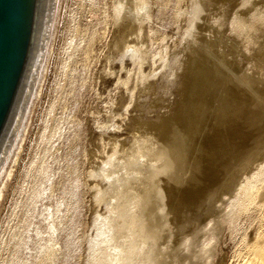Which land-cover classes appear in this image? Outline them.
<instances>
[{
    "label": "rangeland",
    "instance_id": "374dc122",
    "mask_svg": "<svg viewBox=\"0 0 264 264\" xmlns=\"http://www.w3.org/2000/svg\"><path fill=\"white\" fill-rule=\"evenodd\" d=\"M138 1H73L17 183L0 211V264L262 260L254 245L264 238V0H146V21ZM113 7L128 21L114 25ZM125 38L146 54L141 75L123 57L134 69L127 86ZM242 96L250 104H240ZM227 115L242 116L236 124L248 130L242 157L230 145L222 156ZM219 159L230 168L212 172L214 183L206 171Z\"/></svg>",
    "mask_w": 264,
    "mask_h": 264
},
{
    "label": "water",
    "instance_id": "95a60500",
    "mask_svg": "<svg viewBox=\"0 0 264 264\" xmlns=\"http://www.w3.org/2000/svg\"><path fill=\"white\" fill-rule=\"evenodd\" d=\"M74 0H0V211L12 195Z\"/></svg>",
    "mask_w": 264,
    "mask_h": 264
},
{
    "label": "bare ground",
    "instance_id": "6f19581e",
    "mask_svg": "<svg viewBox=\"0 0 264 264\" xmlns=\"http://www.w3.org/2000/svg\"><path fill=\"white\" fill-rule=\"evenodd\" d=\"M146 0H139L138 2H136V6H134L136 9L138 8L139 9V11H138V13H136V14H138V19L141 21V20H143V21H146L145 19H146V17H147V14H149L150 12H147V11H149L148 10V2L146 3L145 2ZM210 1V4H211V2H213V0H209ZM122 2V1H121ZM119 4H120V2H119ZM146 4H147V6H146ZM119 6V5H118ZM118 6H116L115 8H118ZM114 8V7H113ZM115 8H114V10H115ZM132 10V9H131ZM135 9H133L132 11H134ZM121 11H122V7H120L118 10L116 9L115 10V12H114V17H113V23H114V25H120V22L121 23H123V21H128V20H126V18H123L121 15ZM123 12V11H122ZM134 12H136V10L134 11ZM125 15V14H124ZM145 15H146V17H145ZM133 16V15H132ZM132 16H130V18L132 17ZM134 16H135V13H134ZM149 16V15H148ZM128 17V16H127ZM136 17V16H135ZM123 18V19H122ZM148 18L149 17H147V20H148ZM135 20H136V18H135ZM130 22H131V19H130ZM133 23H131V24H134L136 21H132ZM138 22V21H137ZM140 23H142V22H138V25L140 24ZM143 23H145V22H143ZM124 25V24H123ZM130 25V24H129ZM135 25V24H134ZM144 25V24H143ZM142 25V26H143ZM122 26V25H121ZM125 26V25H124ZM141 26V25H140ZM130 27V26H129ZM139 27V26H138ZM137 29V28H136ZM139 29V30H138ZM137 30H135V32L136 31H139V33L140 32H143V31H141V29L142 28H138ZM127 30H128V28H127ZM206 31V30H205ZM125 33V32H124ZM132 34V33H131ZM135 35V34H134ZM137 35H138V33L136 34V38L138 39V37H137ZM127 36V35H126ZM125 37V36H124ZM130 37V36H129ZM121 41V40H120ZM134 42V41H133ZM137 42V41H136ZM121 43V42H120ZM140 44V45H139ZM142 43H140V42H138V43H136V45L135 44H132V41H130V40H128L127 38H125L124 40H123V42H122V44H121V51H120V53L123 55L121 58H120V63H121V71L122 70H126V73H127V76H126V78L122 81L126 86L127 85H129L128 83H129V81H130V78H131V76L133 75V72H134V69H131V68H127L126 66L127 65H125L124 64V59H123V57H126V59H128V61L129 62H131L132 63V65H133V67H135V71L137 72V74H140L141 75V71H143L142 69V67H143V65H144V63H145V61H146V54H145V49H144V46L143 45H141ZM148 58V57H147ZM163 58V57H162ZM109 60H110V58H109ZM111 60H112V58H111ZM110 60V62H112ZM128 64V63H127ZM116 72V71H115ZM191 72V71H190ZM119 73H121V72H119ZM115 75H116V73H114ZM136 74V73H135ZM143 75H145V73L143 74ZM146 77L148 78V76L146 75L145 77H143L142 76V78H140V76H139V80H142L143 78H145L146 79ZM194 78V77H193ZM191 81V80H190ZM245 83V82H244ZM136 88V87H135ZM253 89V88H252ZM131 91V98L133 97V92H134V90L133 89H131L130 90ZM200 91V90H199ZM246 91V90H245ZM258 91V90H257ZM232 92V91H231ZM233 93V92H232ZM238 93V92H237ZM236 93V94H237ZM240 93V92H239ZM238 93V94H239ZM253 93H255V92H253ZM242 94V93H241ZM263 94V93H262ZM233 95V94H232ZM245 95V94H244ZM240 96V95H239ZM248 96V95H247ZM233 97V96H232ZM231 97V98H232ZM236 97H238L237 95H236ZM236 97H234V98H236ZM246 97V96H245ZM243 99V96L242 97H240L237 101L240 103V101L241 102H243L242 101V99ZM249 98V97H248ZM248 98H247V101H248ZM255 98V97H254ZM252 100V99H251ZM227 101V100H226ZM232 101H233V98H232ZM235 101V100H234ZM233 101V102H234ZM247 101H246V99H244V102L242 103L243 105H244V103L246 104L247 103ZM237 102V103H238ZM249 102H251V101H248V104H250ZM235 103V102H234ZM129 105H130V102L128 103ZM201 104V103H200ZM233 104V103H232ZM241 104V103H240ZM234 105V104H233ZM253 104L251 103V105H249V110L248 109H244L245 110V112L246 111H249L248 112V114H247V116L250 114H252L253 115V112H254V110L252 111L251 110V106H252ZM238 106V105H237ZM247 106V105H246ZM254 106V105H253ZM226 107V106H225ZM257 107H258V103H257ZM260 107L261 106H259V108L258 109H260ZM239 108H240V106H239ZM245 108H247V107H245ZM253 108V107H252ZM127 109V108H126ZM126 109H124L125 111H126ZM243 109H241V113H240V115H242V116H244V117H246V115H245V113H244V111H243ZM255 109V108H254ZM257 109V110H258ZM262 109V108H261ZM236 110V109H235ZM256 110V109H255ZM232 111H234V110H232ZM237 111V110H236ZM259 111V110H258ZM260 112V111H259ZM258 112V113H259ZM263 112V111H262ZM125 113V112H124ZM264 113V112H263ZM262 114V113H261ZM121 115V114H120ZM120 115H118V116H120ZM123 115V114H122ZM125 115V114H124ZM240 115H238L237 117H236V120H235V117H234V115L233 116H231L230 117V119L228 118V116L229 115H227V116H225V117H227V119H225V122L227 123V121H228V119L230 120L226 125H230V123H231V130L227 133V136H225V134L224 133H219V131H217V133H218V137L220 136V134H221V138H222V136H225V140H223L224 141V143L227 145V147H228V145H230V148H231V146L234 148V153H235V150H236V152H238V154L240 155V157H242L241 155L244 153V154H246L245 152H247L248 150H247V144H246V139H247V135H246V131H245V127H243L242 125H240V124H236V123H239L240 122V120H241V117L242 116H240ZM257 115V114H256ZM259 115V114H258ZM262 117V115H260V117H257V118H261ZM264 117V116H263ZM224 118V117H223ZM243 118V117H242ZM256 118V117H255ZM239 119V120H238ZM250 118H248L247 120H249ZM227 120V121H226ZM246 120V121H247ZM253 120H255L254 118L252 119V121ZM246 121H245V125L244 126H246ZM260 121V120H259ZM220 123H221V121H219ZM224 122V121H223ZM222 122V123H223ZM243 122V121H242ZM256 122V121H255ZM234 123V124H233ZM249 123V122H248ZM248 123H247V128H249L248 126L250 125V123H249V125H248ZM225 124V123H224ZM219 125V124H218ZM225 125V126H226ZM228 125V126H229ZM260 126V124L258 123L257 124V126ZM262 125V124H261ZM227 126V130H229V127ZM252 126V125H251ZM256 126V125H255ZM255 126H252V127H255ZM256 126V127H257ZM262 127V126H261ZM218 128V127H217ZM223 128H225L224 126H223ZM219 129H221V128H219ZM261 129V128H260ZM222 130V129H221ZM226 130V129H225ZM247 130V129H246ZM251 130V129H250ZM254 130V129H253ZM257 130V129H256ZM224 131V130H223ZM248 131V130H247ZM257 131H259V130H257ZM260 132V131H259ZM224 134V135H223ZM261 134V133H260ZM249 136L251 137V134H249ZM256 136V135H255ZM203 138V137H202ZM215 138V137H214ZM257 138V137H256ZM216 139V138H215ZM223 139V138H222ZM230 140L231 141V143H229L228 144V142L226 143L225 141L226 140ZM217 140V139H216ZM219 140V139H218ZM260 140V139H259ZM175 141V140H174ZM222 141V142H223ZM248 141V140H247ZM208 142H210V141H208ZM214 142H216V141H214ZM220 142V141H219ZM219 142L217 141V144H219ZM116 144V143H115ZM212 144H213V142H212ZM224 145V144H223ZM254 145V144H253ZM154 146V145H153ZM170 146H172V145H170ZM117 147V146H116ZM166 147V146H165ZM226 147V148H227ZM246 147V148H245ZM218 148H219V146H218ZM222 148V147H221ZM229 147H228V149H226V150H224V151H226L224 154L225 155H223L222 153V156H227L226 154H227V152H228V154L230 153V149ZM243 148H245L244 150H243ZM119 148L117 147V150H118ZM169 149V148H168ZM223 149V148H222ZM214 150H216V149H214ZM221 150V149H220ZM243 150V151H242ZM168 151V150H167ZM219 151V150H218ZM223 151V152H224ZM233 152V151H232ZM118 153H119V151H118ZM211 153V152H210ZM233 153V154H234ZM115 154H116V152H115ZM114 154V155H115ZM198 154V153H197ZM216 154H217V152H216ZM220 154V155H221ZM232 154V153H231ZM201 155H202V153H201ZM230 155V154H229ZM236 155V154H235ZM234 155V156H235ZM199 156V155H198ZM234 156L232 157V159L234 158ZM238 156V155H237ZM162 157V156H161ZM215 158H216V156H214ZM228 157V156H227ZM111 158V157H110ZM112 158H114V157H112ZM201 158H204V157H201ZM183 159V158H182ZM236 159H238V158H236ZM240 159V158H239ZM221 161V162H220ZM211 162V161H210ZM217 162V161H216ZM218 162H220V163H218ZM217 163H216V165H214V166H211L210 168H208L207 167V171L206 172H208L209 174H210V176H212V180H215V176L213 175V173L212 172H217V170H218V168L220 167V169L222 170V168L221 167H223L224 169H225V171L226 172H228L227 171V169H229L228 168V165L230 166V164H228L227 162H228V160L226 161V159L224 160L223 159V161L221 160V159H219V161H218ZM232 162V161H231ZM230 162V163H231ZM239 162V161H238ZM107 163H109V162H107ZM107 165V164H106ZM244 166V165H243ZM235 167V166H234ZM234 167H233V169H234ZM241 167V166H240ZM196 168V167H195ZM194 169V168H193ZM201 169V168H200ZM199 171V170H198ZM202 171V170H201ZM220 171V170H219ZM105 172V171H104ZM203 172V171H202ZM229 172H232V171H229ZM105 174V173H104ZM214 178V179H213ZM160 179V178H159ZM223 179V178H222ZM216 181V180H215ZM214 181V183H217V181L215 182ZM213 183V182H212ZM218 183H219V181H218ZM213 185V184H212ZM215 186V185H214ZM228 188V187H227ZM180 189V188H179ZM243 189V188H242ZM246 189H247V187H246ZM249 189H250V187H249ZM248 189V191H247V195H248V193L250 192V190ZM245 189H243V191H244ZM242 191V190H241ZM177 194H179V193H177ZM186 194V193H185ZM192 194V193H191ZM200 194H202L201 192H200ZM196 195H197V193H195V197H196ZM198 196V195H197ZM200 196V195H199ZM188 197V196H187ZM190 197V196H189ZM239 197V196H238ZM248 197V196H247ZM212 198V197H211ZM193 200L195 199V198H192ZM197 199V198H196ZM165 200V199H164ZM188 200V199H187ZM193 202H195V201H193ZM192 203V202H191ZM153 207V206H152ZM151 207V208H152ZM246 207H247V205H246ZM133 210V209H132ZM131 210V211H132ZM156 210V209H155ZM135 210H133V212H134ZM264 211V210H263ZM152 212V211H151ZM137 213V212H136ZM150 214V213H149ZM137 216V215H136ZM151 216H153V215H151ZM151 218V217H150ZM140 219V218H139ZM131 220V219H130ZM154 223H155V221H154ZM157 224H158V222H157ZM205 228V227H204ZM139 229V228H138ZM156 234V233H155ZM136 236V235H135ZM158 237V236H157ZM264 237V236H263ZM154 238V237H153ZM260 239V238H259ZM143 241V240H142ZM142 243V242H141ZM140 243V244H141ZM139 244V243H138ZM142 245H143V243H142ZM141 246V245H140ZM254 247H255V250H256V253L258 254V255H260V257H261V259L262 260H260V259H257V261H253L252 263L253 264H264V238L263 239H261V240H258V242L254 245ZM139 249V248H138ZM253 249V248H252ZM120 250V249H119ZM118 250V251H119ZM130 251V250H129ZM131 252V251H130ZM140 253V252H139ZM142 254V253H141ZM145 255V254H144ZM129 256H130V253H129ZM133 257V256H132ZM255 257V256H254ZM137 258V257H136ZM256 258V257H255ZM254 258V259H255ZM138 259H139V257H138ZM144 259V258H143ZM134 260V259H133ZM139 261V260H138ZM248 264V263H247Z\"/></svg>",
    "mask_w": 264,
    "mask_h": 264
}]
</instances>
